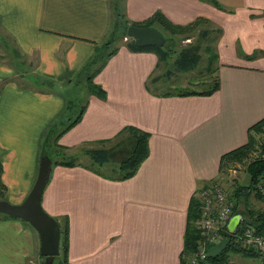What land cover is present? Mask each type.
<instances>
[{"label":"crops","instance_id":"0c3cea01","mask_svg":"<svg viewBox=\"0 0 264 264\" xmlns=\"http://www.w3.org/2000/svg\"><path fill=\"white\" fill-rule=\"evenodd\" d=\"M157 12L176 25L206 17L221 27L215 93H153L147 81L158 56L123 41L110 44L114 53L93 76L100 90L83 80L84 90L72 91L69 80L107 38L112 20L140 26ZM0 32L21 56L37 54L35 70L51 81L18 86L0 60V176L11 182L5 186L29 189L45 131L72 104L85 110L58 139L66 148L109 149L125 126L148 132L147 158L133 176L58 168L41 205L57 223L68 220V264H180L190 199L220 177L222 155L245 145L250 126L264 118V0H0ZM241 203L246 207L236 205L229 233L250 210L264 208L253 194ZM38 248L28 223L0 214V264H40ZM227 261L264 264V256L238 250Z\"/></svg>","mask_w":264,"mask_h":264},{"label":"trees","instance_id":"16d2710c","mask_svg":"<svg viewBox=\"0 0 264 264\" xmlns=\"http://www.w3.org/2000/svg\"><path fill=\"white\" fill-rule=\"evenodd\" d=\"M151 20L146 21L144 24L141 23L140 26H147V27H155L153 24V22H157V24L159 25V29L157 28L158 31H160V33L162 34L163 38H164V43L165 45L162 47L159 46H146V47H142L139 48L136 45L133 44L132 40H130V38L125 41V45L127 47H129L131 50L134 51H142V50H149V51H153L154 53H156V55L158 56V61H157V66L161 63V62H166L167 58H168V52H175L174 51V47L176 46L175 44V33H173L172 35H165V33L160 30L161 28H166V26L175 28L177 30L179 29H186L188 30V32L191 34H193L196 29H197V23L200 22L201 24L203 23V20H195L193 22H191L188 25L182 26V25H174L171 21L168 20V18H164L163 15H161L160 13H155L153 14V16L150 18ZM129 22H123V21H118L116 20L115 22L111 23L110 29H108L107 31V38H106V42H108V45L111 44L112 42H116L118 40V38L122 39L124 37H127L125 30L128 27ZM163 23H164V27H163ZM162 24V25H161ZM139 26V27H140ZM121 27V31L117 32V28ZM199 34V35H198ZM207 34V30L204 31H199L197 32V37L196 39L193 41L192 44L186 45L185 47H182L181 49H179V51L177 52V54L175 55L176 58L173 60V65L177 68V69H181V68H185L188 70L193 69V67L197 64V62L200 60L201 58V54L200 51L202 49V46L204 45V41H205V37ZM189 36V34H188ZM170 41V42H168ZM174 42V43H173ZM97 50V49H96ZM98 54V57L96 59L100 60V64L97 68H95L92 72L93 74L97 73L101 67L104 65L106 59L108 56H110L111 54L114 53V50L110 49L109 51H107L104 55L103 53ZM177 51V50H176ZM205 51L207 52V54H209L208 59L206 60V68H208L209 66L213 65L214 60L216 59V54L213 50V48L210 49V47H208V44L205 45ZM176 53V52H175ZM211 70V69H210ZM92 74V75H93ZM88 81L91 83V78L88 77ZM49 84L51 82H48ZM89 83V84H90ZM93 84L91 83V86ZM95 88H97V86L94 84L93 85ZM92 86V89H94ZM218 84H217V80H214V85L212 88H210V90H207L206 92H198V91H190V92H184L181 93L183 95H194V94H199V95H210L212 93H215L218 90ZM99 89V88H97ZM85 105H82V107L80 108V111L78 112V114L75 116L74 119H72L70 121V124L64 128L63 130H61L60 132H58V134L56 135V137L53 139V142H55V145L60 148H63V146L61 144L58 143V139L62 136V134H64L66 131L70 130V128H72L73 126H75L76 124H78V122L81 119V116L84 112ZM132 132L133 134H131L130 136H123V133H127V132ZM264 132V118L260 119L257 123L253 124L252 126H250V128L248 129V136H247V142L245 145L240 146L238 148H235L234 150L224 153L220 159V170H219V176L222 175L221 172L224 171V165L227 162H233L234 160H239L241 161L242 158L247 157L249 154V151H251L254 148V145L258 142L256 140L257 135ZM45 134H47V136H49L51 134V130L50 128L47 129V131L45 132ZM45 136V135H44ZM43 137L42 142H41V153L40 156L42 155H48L47 152V145L49 143V137ZM118 136H123V139H121L120 141L117 142V144H114L113 147L109 148V149H104V148H100V149H95V150H90L87 151V155L90 157V159L93 160L94 164H98V165H103L105 163L110 164L112 170L115 172L116 174L119 175L118 179H124V178H128L131 177L135 174V172L137 171L136 169L139 167V165L147 158V154H148V144H147V140H148V133H144L141 131H138L137 128H135L134 126H126L124 127L121 131L120 134ZM117 136V137H118ZM119 137V138H120ZM263 139H264V133H263ZM43 145V147H42ZM260 151L263 152L264 154V140L260 145ZM122 152V154H121ZM49 156V155H48ZM50 158V157H49ZM51 159V158H50ZM112 162H118L116 164H112ZM53 164V161H52ZM74 164L72 163V165H68L70 167H72ZM1 163H0V175H1ZM96 173H100L98 171H95ZM247 173H248V184L246 186H235L233 187V193L230 194L231 199H233V202L235 203L234 205V209L236 208V205H243L244 207H246L245 204L241 203V202H247V198L249 196H251L253 194L254 197L258 198V199H264L263 195H259L258 191L256 190V184L258 182H260V180L264 181V157L261 155V157H259L258 159H255L253 161H251L248 164L247 167ZM4 185L0 186V189H4L3 188ZM232 196L234 198H232ZM247 197V198H246ZM0 199H4V196L0 193ZM235 200V201H234ZM188 209L186 212V226H185V233H184V237H183V250L180 253V264H186V260L185 258L188 256V254H191L196 246V241L199 238V234L198 231L195 230L194 227V223L198 218L199 215V205L197 202L196 198H191L188 204ZM4 215V214H3ZM65 225H61L59 223V228H60V242H59V253L60 251H62L64 253L63 255V260L64 263L63 264H68V260L67 259V250H68V240H69V223L67 222V218L64 217L63 218ZM243 220H245V222L247 224H252L255 225L257 228H259L260 232H264V208L261 210H258L257 212L250 210L249 213V217L247 218H243ZM239 250V248L235 247L232 244H226L225 247L219 249L218 251H216L215 253L211 254L210 256H208V262L210 264H221V263H225L228 260V255L231 252H237ZM248 254V253H247Z\"/></svg>","mask_w":264,"mask_h":264},{"label":"rangeland","instance_id":"374dc122","mask_svg":"<svg viewBox=\"0 0 264 264\" xmlns=\"http://www.w3.org/2000/svg\"><path fill=\"white\" fill-rule=\"evenodd\" d=\"M200 19L203 20V23L202 24L200 22L197 23V29L193 34H191V36H190V33L188 32V30H186V29L177 30V29L169 27V26H166V28H164V29L163 28L160 29L164 33L166 32L165 35H172L173 33H175V35H176V37H175L176 46L174 47V51L176 53L169 51L168 55H167L168 58H167L166 62H161L158 66L156 64L155 68L157 70L155 71V74H152L151 79H149L147 81L148 82L147 85L153 93H155V94L158 93V94H163V95L173 93V94H178L181 96V95H183L181 93L190 92V91H194V90L198 91V92H206L207 90H210V88L213 87L215 79L217 80V84L219 87V83H220L219 82L220 81V79H219V68H220L219 61L220 60H219V54H217V43L219 42L218 40L220 38L222 30L220 29L221 27L217 24V22L214 23L213 20H211L210 18L198 17L196 19V21L200 20ZM112 21L115 22L114 20H112ZM193 21H195V20H193ZM129 25H132V24H129ZM174 25H176V24H174ZM185 25H188V24H185ZM185 25H182V26H185ZM110 26H111V24H109V27H108L109 29H110ZM163 27H164V23H163ZM204 30H207V34H206L205 41H204L205 43L202 46V49L199 53V54H201L200 60L197 62V64L191 70H188L185 68H181L180 70L177 69L173 65V60L176 58L175 55L177 54L179 49H181L182 47H185L186 45L192 44L193 41L197 37V32L204 31ZM170 31L173 33H171ZM188 34H189V36H188ZM127 38L129 39L130 37L127 36ZM130 40H131V38H130ZM106 41L107 40L105 39L104 42H102L101 44L94 45L95 46V53L92 54L88 63L82 67L80 66V68H78V71L76 72V74L74 76H72L71 79L69 80V83L74 84V85L71 84V86L74 87L72 90L73 92L75 91L76 93H79V92L83 91L84 90L83 80H85L87 82V84L90 83L88 81V77L91 78V82H92L93 76L95 75V74H93L92 71L95 68H97L100 64V60L96 59L98 57V54H96V52L99 51L100 48H103V50H104L103 55L107 51H109L107 49L110 47V44L108 45V42H106ZM117 41H119V42L123 41V43H125L123 38L122 39L118 38ZM168 42H170V41H168ZM11 43L13 44V42H10L9 39L6 38V36H3V34L0 32V60L2 61V63L8 65L11 69H13L12 71H10V74H9V76L13 78L11 81L16 83L18 86H22L24 88H27V87L31 88L32 81H36V83H40V84L42 82H49L50 80H48L46 77H44L42 74H40L39 72H37L35 70L36 69L37 54H33L30 57L25 56V55L21 56L17 52V50L11 46ZM207 44H208V47H210V49L213 48V50L217 56L216 59L214 60L213 65L209 66L208 68L205 67L206 66V60L208 59V56H209V54H207V52L205 51V45H207ZM113 48H114V46L111 49H113ZM81 82H82V84H81ZM77 84H80L81 86H78ZM56 85H60V84L57 83ZM90 85H91V83H90ZM93 88L95 89L94 86H93ZM94 89H92V90H94ZM96 90H98V89H96ZM99 90H100V88H99ZM197 95H199V94H197ZM71 97L74 99V101H76V100H78L77 102H79V100L81 101V99H79L77 97V94H74V96H71ZM68 110H69L70 114H69V112L68 113L64 112V114H62L59 118H57V120L53 124H51V126L48 127L51 130V134L49 135L50 139H49V143H48L46 149H47L49 157L51 158V161H53V164L51 167V175L53 174V176H55V174H56L55 172L57 170H59L58 168L64 167L65 169L66 168L71 169L74 166L75 167L76 166H83L89 170L98 171L102 174L110 173V171L112 173L117 172V171L114 172L112 170L111 166L108 167L104 164L102 166L97 164V166H96V164L92 163V160L88 159V155L86 154V152H83V150L80 151V150H76L74 148H66L64 146H63V148H60L59 146L57 147L55 145V142H53V139L56 137L58 132H60L64 128H66L70 124V121L75 118V116L79 112V106H77L76 104H72V105L68 106ZM137 130L141 131L138 128H137ZM141 132H143V131H141ZM146 133H148V132H146ZM263 133L264 132L257 135L256 140L258 142L254 145V148L251 151H249V154L247 157L242 158L241 161L234 160L231 163L227 162L224 165L225 166L224 171L221 172V174L223 173L224 175L223 176L220 175L219 179H221L222 186L224 188H226L230 194L233 193V191H232L233 188H231V186L234 187V186L241 185V184L245 183V181H246L245 179H248L247 178L248 174H246L248 164L251 161L258 159L263 154V152L260 151V145L264 140L263 139ZM131 134H133V133L128 131L127 133H123L122 135L123 136H127V135L130 136ZM44 135H43L44 137L47 136V134H44ZM148 135H150V134L148 133ZM49 136H47V137H49ZM119 137L120 136H118L116 139L118 140ZM147 142H148V140H147ZM103 145H104L103 143L99 144V146L102 148H103ZM42 147H43V145H42ZM40 149H41V145H40ZM121 154H122V152H121ZM72 163L74 164L72 167L68 166V165H72ZM92 165H95L96 167L92 166ZM1 172H2V170H1ZM34 180H32L31 185L29 186V189L27 191L15 190L13 192L12 190H10L9 188H7L5 186V183H6V185H7V183L9 185H11V182L8 181V179H6V177L0 176V186L4 185V187H3L4 189H0V193L4 196L5 200H8V201L10 200L13 203H15V201H17L16 203H20L22 201V199L27 195L29 190L31 189V186L34 183ZM63 218L61 217V219L59 220L61 225H65ZM68 251L69 250H67V254H68ZM63 255H64V253L62 251H60L59 255L56 256L53 260L54 264H63L64 263ZM190 256H192V253L188 254V256L185 258V260L187 261ZM40 261H41L40 264H42L43 263V257H41Z\"/></svg>","mask_w":264,"mask_h":264},{"label":"built area","instance_id":"2783aa9c","mask_svg":"<svg viewBox=\"0 0 264 264\" xmlns=\"http://www.w3.org/2000/svg\"><path fill=\"white\" fill-rule=\"evenodd\" d=\"M123 40L127 41L128 38L124 37ZM256 190L264 196V181L256 184ZM198 192L199 215L194 227L199 238L186 264H210L207 260L211 255L209 249L217 247L219 250L226 244H232L245 253L264 256V232L261 233L255 225L247 224L242 219L234 232L229 233L225 229L235 203L219 177ZM221 264L231 263L226 261Z\"/></svg>","mask_w":264,"mask_h":264},{"label":"water","instance_id":"95a60500","mask_svg":"<svg viewBox=\"0 0 264 264\" xmlns=\"http://www.w3.org/2000/svg\"><path fill=\"white\" fill-rule=\"evenodd\" d=\"M125 33L131 38L133 44L139 48L146 46L162 47L165 45L162 34L155 28L128 25ZM51 167L52 161L49 156L42 155L39 158L34 183L22 201L11 203L5 199H0V214L23 220L37 233L39 255L43 257V264H54L53 260L59 254L60 242L59 223L53 216L43 210L40 199L49 180Z\"/></svg>","mask_w":264,"mask_h":264},{"label":"bare ground","instance_id":"6f19581e","mask_svg":"<svg viewBox=\"0 0 264 264\" xmlns=\"http://www.w3.org/2000/svg\"><path fill=\"white\" fill-rule=\"evenodd\" d=\"M246 209H247V208H246ZM246 209H245V210H246Z\"/></svg>","mask_w":264,"mask_h":264}]
</instances>
